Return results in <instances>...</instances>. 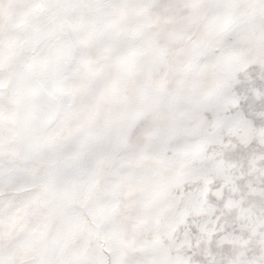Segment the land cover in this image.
Wrapping results in <instances>:
<instances>
[{
  "label": "snow or ice",
  "instance_id": "1",
  "mask_svg": "<svg viewBox=\"0 0 264 264\" xmlns=\"http://www.w3.org/2000/svg\"><path fill=\"white\" fill-rule=\"evenodd\" d=\"M0 264H264V0H0Z\"/></svg>",
  "mask_w": 264,
  "mask_h": 264
}]
</instances>
